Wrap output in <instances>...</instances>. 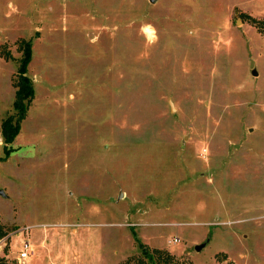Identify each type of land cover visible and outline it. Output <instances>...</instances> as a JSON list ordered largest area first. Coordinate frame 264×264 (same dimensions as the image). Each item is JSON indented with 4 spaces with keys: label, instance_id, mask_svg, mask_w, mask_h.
Instances as JSON below:
<instances>
[{
    "label": "rangeland",
    "instance_id": "374dc122",
    "mask_svg": "<svg viewBox=\"0 0 264 264\" xmlns=\"http://www.w3.org/2000/svg\"><path fill=\"white\" fill-rule=\"evenodd\" d=\"M27 42L0 264H264V0H0V125Z\"/></svg>",
    "mask_w": 264,
    "mask_h": 264
},
{
    "label": "trees",
    "instance_id": "16d2710c",
    "mask_svg": "<svg viewBox=\"0 0 264 264\" xmlns=\"http://www.w3.org/2000/svg\"><path fill=\"white\" fill-rule=\"evenodd\" d=\"M32 59L31 42L23 45L22 58L18 68V79L15 83L16 92L13 102L14 112L4 119L0 125V132L6 144L5 150L11 145L20 133L21 123L26 118L30 103L32 102L35 91L32 80L27 75L28 66ZM5 232L0 230V238ZM147 252V251H146Z\"/></svg>",
    "mask_w": 264,
    "mask_h": 264
},
{
    "label": "built area",
    "instance_id": "2783aa9c",
    "mask_svg": "<svg viewBox=\"0 0 264 264\" xmlns=\"http://www.w3.org/2000/svg\"><path fill=\"white\" fill-rule=\"evenodd\" d=\"M33 244L31 241L27 238L24 239L19 251L18 259L21 264H26L27 262H30L33 256Z\"/></svg>",
    "mask_w": 264,
    "mask_h": 264
},
{
    "label": "water",
    "instance_id": "95a60500",
    "mask_svg": "<svg viewBox=\"0 0 264 264\" xmlns=\"http://www.w3.org/2000/svg\"><path fill=\"white\" fill-rule=\"evenodd\" d=\"M150 1L154 3L157 0H150ZM254 64H255V60H251V67H253ZM252 74L257 75L258 74L257 70L253 68ZM171 106L173 108V102L172 101H171ZM3 193H4L3 190H1V194H3ZM207 243H208V241H205L201 244L196 245V250H198V251L201 250L202 248H204L207 245Z\"/></svg>",
    "mask_w": 264,
    "mask_h": 264
},
{
    "label": "crops",
    "instance_id": "0c3cea01",
    "mask_svg": "<svg viewBox=\"0 0 264 264\" xmlns=\"http://www.w3.org/2000/svg\"><path fill=\"white\" fill-rule=\"evenodd\" d=\"M49 255L51 256L50 259L53 261V258H54V257H53L50 253H49ZM26 264H36V263H34V261L32 262V259H31V261H30V262H27Z\"/></svg>",
    "mask_w": 264,
    "mask_h": 264
}]
</instances>
